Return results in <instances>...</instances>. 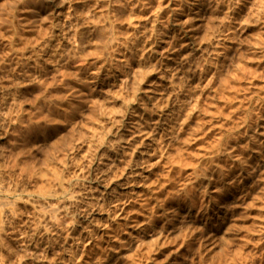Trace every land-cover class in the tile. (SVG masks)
<instances>
[{
  "label": "clouds",
  "instance_id": "clouds-1",
  "mask_svg": "<svg viewBox=\"0 0 264 264\" xmlns=\"http://www.w3.org/2000/svg\"><path fill=\"white\" fill-rule=\"evenodd\" d=\"M196 6L215 27L187 52H157L171 28L197 31ZM262 36L264 0H0V264H152L168 244L187 245L191 264H264V207L250 227L225 222L246 180L260 192L247 207L264 205V88L233 87L257 78L247 65L264 64ZM208 93L227 105L243 93L237 119L176 165L185 153L165 142L190 146L180 130L217 118ZM126 176L119 187L145 195L121 199ZM156 219L183 226L168 239Z\"/></svg>",
  "mask_w": 264,
  "mask_h": 264
},
{
  "label": "rangeland",
  "instance_id": "rangeland-1",
  "mask_svg": "<svg viewBox=\"0 0 264 264\" xmlns=\"http://www.w3.org/2000/svg\"><path fill=\"white\" fill-rule=\"evenodd\" d=\"M165 2H167V0H165ZM195 13H197L198 15L196 16ZM137 14L140 16L150 15L148 9H144L143 11L137 9ZM191 14L196 16L195 18L197 20V25L195 27L197 28V31L195 33H189L188 35H184L183 33H180L178 29L171 28L166 34L167 39L162 40L161 42H158L155 45L157 52L166 49L169 43H172L173 46L177 48L180 47L181 43L188 45V49L182 50L187 52L191 48V42L194 41L198 36H202L206 27H215V24L211 21L213 13L210 9H205L196 6ZM175 19L176 17L174 16L173 20ZM253 35L255 36L256 34L254 33ZM173 37L176 38L175 41L172 39ZM32 38H38V36L34 34ZM261 38L264 39V36H262ZM228 47L232 48L233 45L229 44ZM196 54L199 55V52H197ZM176 59V54H173L170 57V61L174 62ZM166 63H169V61H166ZM170 66L175 65L174 63H170ZM247 67L252 72L257 74V78L251 81V85L245 82H241L234 84L233 87L247 89L249 91H254L258 88H264V80L259 79V74L264 73V64H249L247 65ZM73 70V68L66 69V71ZM153 79L156 78L153 77ZM225 95H227V93H225ZM261 95H264V93H261ZM211 96L212 93H208L207 95L201 96L200 102H207L211 104L212 107L210 108V111L215 113L217 118L202 121V127H198L193 124L192 129H189L186 125L183 129L180 130L181 138H187L190 140V142L193 140L194 133V143H191L190 146H183L180 143H172L170 141L165 142L167 154L176 157L178 151L185 153L183 157H178L174 161H172L176 165L197 163L194 157L204 155L206 150H209L212 145H214L217 141L221 140L224 136V130L230 127V121L237 119L236 112L240 107V101L244 99L243 93L235 97V102L232 105H227L223 100H221L220 103H213L210 99ZM229 99H232V97L229 96ZM146 131L152 130L146 129ZM185 133H188L187 137H185ZM159 135L161 138H163V131H160ZM161 162L164 164L165 168L168 167V161L162 160ZM105 163L108 162L105 161ZM117 166L124 167V164L117 162ZM175 171L176 168H168V171L164 174L171 175ZM137 179L139 180V176H137ZM151 179L154 180L155 177H152ZM127 180L128 177L126 176L124 179L113 185V188L116 190V192L120 194L121 199L127 200L131 198L134 200L136 198L134 194L136 193H139L140 195H145L144 189L139 187H130L126 190L119 187V185L125 184ZM140 182L142 183L143 181ZM261 187H264V185H261ZM100 191H103V188H101ZM258 196H260V192L256 188V184L246 180L241 190L235 191L226 197L229 202V205L233 209V211L225 218V222L227 223L228 229L250 227L253 224V220L251 218L261 217V213L257 209L260 207H264V205L257 203L256 208L247 207L248 205L255 203L252 198ZM261 199H264V197H261ZM125 211H139V205H128ZM255 222L259 223L260 221L257 220ZM155 224L156 232H163L164 237H167L168 239H172L173 236L177 235L178 229L183 226L179 223H166L163 220L159 219L155 220ZM155 234L156 233L153 232H148L147 234L133 233V235L137 236V238L141 241L151 240L154 238ZM106 246L107 245L102 244V247ZM176 247L177 244H168L166 247L160 249L158 252L153 253L152 264H156V262H163V264H191V261L193 259H199L198 257H194L191 253H189L187 245H185V247L180 250V253L176 252ZM93 251L94 250L91 248V246H89L84 253L85 258L87 259V257ZM186 256L188 257L187 260H185ZM107 264H111V255H109L108 257Z\"/></svg>",
  "mask_w": 264,
  "mask_h": 264
},
{
  "label": "bare ground",
  "instance_id": "bare-ground-1",
  "mask_svg": "<svg viewBox=\"0 0 264 264\" xmlns=\"http://www.w3.org/2000/svg\"><path fill=\"white\" fill-rule=\"evenodd\" d=\"M195 12H196V11H195ZM195 15L197 16L198 14H197V13H195ZM196 16H195V17H196Z\"/></svg>",
  "mask_w": 264,
  "mask_h": 264
}]
</instances>
